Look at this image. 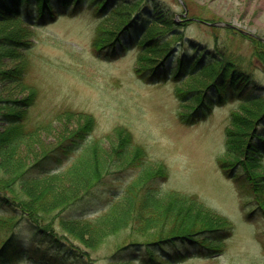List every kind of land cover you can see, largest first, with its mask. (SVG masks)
I'll return each instance as SVG.
<instances>
[{"label": "rangeland", "instance_id": "374dc122", "mask_svg": "<svg viewBox=\"0 0 264 264\" xmlns=\"http://www.w3.org/2000/svg\"><path fill=\"white\" fill-rule=\"evenodd\" d=\"M157 1L175 20L186 18L187 24L169 30L162 19H157L162 23H150L139 38L152 40L151 47L137 43L114 57L101 54L105 51L96 52L98 46L93 47L92 42L102 37L103 43L109 41L123 23L122 12L132 10L131 5L119 7L101 22L88 6H73L46 25L32 27L21 20L0 23V37L15 39L23 32L25 37L20 39L29 44L28 49L21 47L25 50L19 53L20 60L0 58V69H9L7 79L0 81V106L6 99L26 98L34 90V103L24 112L32 123L41 122L45 129L39 132V142L34 144L30 135V141L14 153L20 162L29 165L37 154L68 136L69 130L76 133L86 124L82 130L87 133L75 135L71 155L66 157L54 150L49 160L60 161L51 171L55 174L66 172L73 161L82 167L88 162L86 167L92 170L93 164L98 176L89 172L87 179L95 184L89 185L88 192L75 203L56 209L47 221L69 248L80 246L85 255L83 264H111L117 247L126 243V238L133 236L128 240L137 238L141 242L152 237L153 233L145 228L138 229L137 235L131 232L129 220L106 235L104 228L103 232L94 229L95 221L115 200L124 203L128 186L136 180L139 189L158 193L163 204L172 201L174 192L192 196L230 222L231 231L220 255L189 256L178 264H264V212L260 207L264 202V179L257 186L260 193H253L241 185V170L234 167V176L228 177L226 170L232 166L226 170L220 166L221 162L234 160L227 153L225 129L241 104L228 99L215 104L203 117L188 116L191 123L183 117L194 112L198 97L225 62L242 68L264 87V0ZM193 47H200L208 59L201 61V68L196 62L191 66L193 62L185 61L180 67L182 55L190 60L198 56ZM214 58L220 64H211ZM160 59L162 67L169 66L167 74L154 76L145 70L155 67ZM116 147L119 150L114 151ZM85 148L87 151H82ZM260 167L259 171L264 172V154ZM244 176L241 174V179ZM79 180L77 175L58 178L55 182L60 185L59 194L74 191ZM127 197L131 202L134 194ZM114 212L124 213L120 207ZM8 215L9 210L0 209V218ZM59 219L92 223L75 221L71 226L60 224ZM9 227L7 224L2 230L0 242L11 230L24 242L32 237L21 215ZM176 245L168 243L159 253L171 254ZM129 247L131 252H138L137 245ZM42 248L47 256L55 255L48 245ZM68 256L67 262L63 260L65 264H79L73 251ZM12 264L46 262L31 259Z\"/></svg>", "mask_w": 264, "mask_h": 264}, {"label": "trees", "instance_id": "16d2710c", "mask_svg": "<svg viewBox=\"0 0 264 264\" xmlns=\"http://www.w3.org/2000/svg\"><path fill=\"white\" fill-rule=\"evenodd\" d=\"M130 5L133 9L122 12L123 23L113 32L109 41L103 43V37L99 40L93 39V47L98 46L96 52L105 51L101 54L106 57H114L119 56L120 53L129 48L135 47L137 43L140 46L151 47L154 44L152 40L144 42L143 38L141 40L139 38L148 31L147 27L150 23L155 21L162 23L161 20L157 19H162L163 23L168 25L169 30H179L188 22L186 18L182 19V17L175 20L174 16H171L169 11L157 0H0V23L9 20H21L20 22L32 27L46 25L55 21L73 6L75 9L88 6L100 19L98 21L101 22V20L105 21L119 7ZM24 37L23 32L15 39L0 37V58L6 56V58L20 60L19 53L25 50L21 47L29 46L21 40ZM11 49H14L15 52ZM193 49L197 51L198 56L196 55L190 60V58L186 59L182 55L180 67L185 61L186 63L193 62L191 66L196 62L197 66L201 68V61L208 59V55L205 51L201 52L200 47H193ZM4 50H7L8 53L3 52ZM212 60L211 64H220L215 58ZM162 61L161 59L158 60L155 67H145V70L154 76L161 75V73L162 75L167 74L169 66L162 67ZM8 72L9 69H0V81L7 79L6 74ZM18 74L17 71L15 76L18 77ZM34 95V90H31L28 97L19 100L13 99V101L6 99L0 106V121L3 124L0 128V209L11 212L8 217L0 218V236H3L2 230L6 228L7 224H10L8 228L10 230L18 220L19 215L28 222L30 235H32L30 240L26 239L27 242H24L25 239H19L11 230L7 237H4L0 242V264H12L31 259L40 263L46 262V264H65L63 260L66 262L69 260L70 251L74 252L75 260L79 264H83L82 259L85 255L81 252L80 246H75V249L69 248L63 238L57 236L54 225L47 221L53 218L51 215L56 209L63 210L75 203L83 196L82 194L88 192L89 185L95 184L87 179L89 172L93 176L96 172L95 174L98 176V168L95 170L93 164L92 170L86 167L88 162L82 167L73 161L66 172L55 174L56 172L51 171L58 168L59 165L57 164L60 161L56 164L49 160L50 152L54 150H60L59 152L66 157L71 155L75 148V135H81L80 137L85 135L87 132L82 129L85 128L86 124L76 133L69 130V135H64L59 143L52 147L53 150L50 148L37 154L29 165L20 162L17 154H15L16 149L27 144L30 141L28 140L30 135H32L31 140L36 144L39 142V132L45 130L41 122L32 123L24 112L27 107L34 103ZM198 98L194 112L183 116L186 118V123L193 121L188 120V116L200 115L203 117L218 102L235 99L241 104L240 111L232 115L225 129L227 153L234 160L229 161L230 164L221 162L220 166L223 170H226L228 165L232 166L226 170L228 177L234 176L233 170L234 167H237L241 170L238 175L241 185L253 193H260L257 186L264 179V172L259 171L261 158L264 154V87L242 68L225 62L222 66L220 65L213 81L205 87L202 96ZM257 109L261 110L256 114L254 111ZM125 142L126 139L123 143ZM68 145L71 147L69 151L67 150ZM117 145L121 146V142ZM60 147L63 149H58ZM117 147L114 151L119 150ZM82 151L87 150L85 148ZM85 156L88 157V153ZM241 174L245 175L242 179ZM69 175L74 178L75 175L80 177L77 188L74 191L69 190L65 195H60V185L58 186L59 183L56 184L55 181ZM138 183L139 181L136 180L128 186L124 203L118 199L115 200L111 205L112 209L110 207L99 216L95 221L94 229L101 230V232L106 230L104 232L106 235L116 226L125 225V221L129 220L128 222L133 226L131 232L136 234L139 233L138 229L143 230L145 228V230L148 229L153 233V238L144 239L141 242L137 238L128 240L133 236L126 238V243L124 242L117 247L112 256L111 264H178L189 256L208 258L218 256L223 252L224 241L231 231V224L226 218L205 207L195 197H186L175 192L172 201L163 204L158 200L161 197L158 196V193L149 188L148 192L139 189ZM70 184L75 188L74 181H71ZM38 189L39 192L36 191ZM130 194H134L131 202L127 197ZM117 207H120L124 213H115L114 210ZM260 207L263 208L264 212V202L260 203ZM59 221L60 224H71V226L74 225L75 221L76 223L84 222L86 225L92 223L78 219L72 222L64 219H59ZM85 230H87L86 227ZM76 237L79 238V241L83 239L78 234ZM168 243L177 244L173 248L174 251L167 255L160 254L161 250L159 249H163ZM44 244L48 245V250L55 255L47 256V252L42 248ZM130 245H137L139 247L138 252L133 250L131 252L129 250Z\"/></svg>", "mask_w": 264, "mask_h": 264}, {"label": "water", "instance_id": "95a60500", "mask_svg": "<svg viewBox=\"0 0 264 264\" xmlns=\"http://www.w3.org/2000/svg\"><path fill=\"white\" fill-rule=\"evenodd\" d=\"M252 36V35H251Z\"/></svg>", "mask_w": 264, "mask_h": 264}]
</instances>
